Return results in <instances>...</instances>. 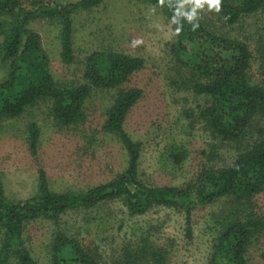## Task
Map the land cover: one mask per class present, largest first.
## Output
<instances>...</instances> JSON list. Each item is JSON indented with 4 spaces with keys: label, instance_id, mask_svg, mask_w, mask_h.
<instances>
[{
    "label": "rangeland",
    "instance_id": "obj_1",
    "mask_svg": "<svg viewBox=\"0 0 264 264\" xmlns=\"http://www.w3.org/2000/svg\"><path fill=\"white\" fill-rule=\"evenodd\" d=\"M21 1L28 8L37 4V0ZM50 1L69 4L76 0ZM178 12L197 20L205 32L246 43L252 57L247 77L251 83L264 86V12L246 15L233 25L226 24L208 2L180 0ZM61 16L37 17L26 26L37 34L58 85L89 84L84 77V61L95 51L138 57L143 63L119 88L91 86L84 100V117L76 124L57 123L47 100L16 117L0 120V179L8 200L35 196L39 170L45 172L50 190L59 193L83 192L121 175L127 168V151L116 135L102 129L106 110L119 89L141 90L123 122L130 139L141 143L138 183L130 185L133 191L138 184L196 185L203 166H226L258 139L256 118L236 141L212 135L201 114L211 105L212 97L190 89L204 76L178 61L174 20L158 6L102 0L91 8H75ZM64 17L69 20L73 54L68 64L60 56ZM6 74V66L0 63V80ZM31 124L38 128L35 151L27 139ZM131 202L120 195L88 208L67 210L55 220L28 221L22 230L21 248L36 264H53L55 242L64 243L62 251L78 246L97 264H207L216 235L214 221L235 205L224 198L212 204H194L187 223L185 210L151 204L145 212L134 213L129 208ZM252 207L264 221V189L253 198ZM187 225L191 227L189 235ZM4 239L0 228V264H18L13 253H1ZM246 248L247 264H264V226ZM71 257L61 256L67 261Z\"/></svg>",
    "mask_w": 264,
    "mask_h": 264
},
{
    "label": "trees",
    "instance_id": "obj_2",
    "mask_svg": "<svg viewBox=\"0 0 264 264\" xmlns=\"http://www.w3.org/2000/svg\"><path fill=\"white\" fill-rule=\"evenodd\" d=\"M102 0H76L60 4L37 0L31 8L21 0H0V63L7 74L0 80V120L20 115L26 108L40 101L50 103L53 119L61 125H72L84 117V100L91 86L119 88L131 73L142 66L143 60L114 52H92L84 61V77L89 84L75 87L60 86L54 80L40 46L38 36L26 27L34 18L69 15L75 8H91ZM147 2L162 9L174 20L175 55L180 64L199 71L204 79L191 84L195 94L212 97L211 105L201 113L215 135L225 141H236L245 127L256 118L258 139L239 152L226 166L213 169L203 166L196 185L184 187H148L138 184L135 191L141 143L125 133L123 122L138 101L141 90L119 89L106 110L103 130L116 135L128 154L126 170L115 179L79 193L53 192L45 172L38 171V193L24 200L10 201L3 194L0 179V228L5 239L1 253L17 256L18 264H36L28 251L21 248L24 224L37 218L57 219L67 210L88 208L120 195L127 196L134 213L145 212L151 204L182 209L187 223L194 204H212L219 199H230L234 205L227 213L215 219V238L207 264H247L245 253L251 237L263 229L261 215L253 211V198L264 189V86L253 84L247 77L251 52L244 42L228 40L205 32L192 17L179 15L180 0H130ZM212 4L224 22L233 25L250 14L264 12V0H198ZM70 8V9H69ZM61 31V60L71 63L73 54L68 17H64ZM183 85V83L181 84ZM188 89V87H185ZM29 148L35 151L38 128L27 129ZM138 183V182H137ZM213 227V225H212ZM191 227L186 226V234ZM54 243L53 264H97L78 246L62 251L64 245ZM64 254L72 256L61 258ZM58 259L61 261L59 262ZM67 262V263H66Z\"/></svg>",
    "mask_w": 264,
    "mask_h": 264
},
{
    "label": "clouds",
    "instance_id": "obj_3",
    "mask_svg": "<svg viewBox=\"0 0 264 264\" xmlns=\"http://www.w3.org/2000/svg\"><path fill=\"white\" fill-rule=\"evenodd\" d=\"M214 2H216L217 6H218V0H214Z\"/></svg>",
    "mask_w": 264,
    "mask_h": 264
}]
</instances>
